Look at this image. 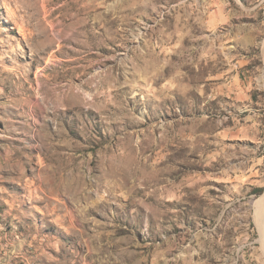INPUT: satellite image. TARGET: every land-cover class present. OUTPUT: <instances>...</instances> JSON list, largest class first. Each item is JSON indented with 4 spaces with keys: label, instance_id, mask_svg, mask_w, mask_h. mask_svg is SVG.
Instances as JSON below:
<instances>
[{
    "label": "rangeland",
    "instance_id": "rangeland-1",
    "mask_svg": "<svg viewBox=\"0 0 264 264\" xmlns=\"http://www.w3.org/2000/svg\"><path fill=\"white\" fill-rule=\"evenodd\" d=\"M263 198L264 0H0V264H264Z\"/></svg>",
    "mask_w": 264,
    "mask_h": 264
},
{
    "label": "bare ground",
    "instance_id": "bare-ground-1",
    "mask_svg": "<svg viewBox=\"0 0 264 264\" xmlns=\"http://www.w3.org/2000/svg\"><path fill=\"white\" fill-rule=\"evenodd\" d=\"M51 43H52V41H51ZM257 214H258L257 219H256L257 220V225L260 226L262 224V220L264 218V198L261 199L258 202V204H257ZM260 233H261V236L263 237L262 230L260 231ZM261 241H262V244H263V247H264V240H263V238H261Z\"/></svg>",
    "mask_w": 264,
    "mask_h": 264
},
{
    "label": "trees",
    "instance_id": "trees-1",
    "mask_svg": "<svg viewBox=\"0 0 264 264\" xmlns=\"http://www.w3.org/2000/svg\"><path fill=\"white\" fill-rule=\"evenodd\" d=\"M261 192H262V189H256V190H255V194H256V195L261 194Z\"/></svg>",
    "mask_w": 264,
    "mask_h": 264
}]
</instances>
